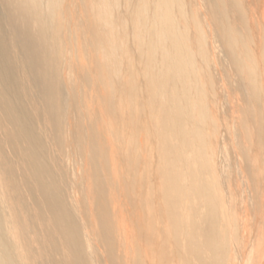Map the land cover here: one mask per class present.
<instances>
[{"label":"bare ground","instance_id":"6f19581e","mask_svg":"<svg viewBox=\"0 0 264 264\" xmlns=\"http://www.w3.org/2000/svg\"><path fill=\"white\" fill-rule=\"evenodd\" d=\"M0 264H264V0H0Z\"/></svg>","mask_w":264,"mask_h":264}]
</instances>
